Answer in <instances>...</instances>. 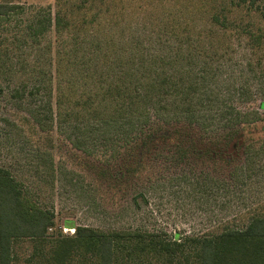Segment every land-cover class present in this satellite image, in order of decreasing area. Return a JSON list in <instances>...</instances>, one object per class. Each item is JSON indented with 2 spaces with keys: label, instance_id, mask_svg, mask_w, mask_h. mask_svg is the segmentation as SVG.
Instances as JSON below:
<instances>
[{
  "label": "rangeland",
  "instance_id": "1",
  "mask_svg": "<svg viewBox=\"0 0 264 264\" xmlns=\"http://www.w3.org/2000/svg\"><path fill=\"white\" fill-rule=\"evenodd\" d=\"M0 2L22 7L0 21V166L54 214L50 234L72 235L74 229L64 227L67 221L138 233L120 244L162 241L170 243L173 254L156 257L136 250L140 254L130 258L126 253L132 247L119 246L125 255L119 264H186L187 239L244 228L264 215V109L259 107L264 101V0ZM57 15L63 17L58 28ZM49 17L45 32L30 36L28 24ZM10 63L27 70L12 74L6 70ZM132 65L138 69L135 76L128 73ZM142 65L153 69L146 77L139 72ZM56 66L65 93L59 109L56 79L51 82ZM163 69L193 84L194 110L187 116L180 94L171 95L167 114L184 127L181 140L156 141L134 163L133 145L122 146L120 140L102 146V138L118 134L117 127L97 122L87 107L114 105L107 91L111 81L150 79ZM42 77H48L47 85ZM37 82L41 92L30 99L43 100V107L52 103L55 116L46 131L34 132L22 122L26 110L10 93L22 83L29 89ZM89 95L93 101L86 104ZM232 110L242 112L233 116ZM74 138L81 149L72 145ZM39 144L52 152L53 163L40 154ZM177 243L184 245L174 250ZM24 255H18L21 262Z\"/></svg>",
  "mask_w": 264,
  "mask_h": 264
},
{
  "label": "trees",
  "instance_id": "2",
  "mask_svg": "<svg viewBox=\"0 0 264 264\" xmlns=\"http://www.w3.org/2000/svg\"><path fill=\"white\" fill-rule=\"evenodd\" d=\"M21 10L20 4L0 2V21L9 20ZM51 20L50 17L34 19L28 24V28L32 30L29 33L30 36L35 37L37 34L44 33L46 26L51 24ZM62 20L63 17L56 16L57 28L63 24ZM166 59L168 58L165 56L164 61ZM150 67L149 65L140 67L139 72L143 77L153 70ZM132 69L133 72L128 71V73L135 76L138 69L136 70L133 65ZM6 70L13 74L22 73L27 69L25 65L17 68L10 63ZM59 72L58 66L55 67L53 75L51 72V82L53 83L56 79L54 81L56 109H59V105L62 104L61 94H65L58 85ZM153 72L150 79L144 80L137 76L134 81L126 78L119 82L111 81L107 87L110 95L114 96V105L111 108L99 110V107L93 106L94 102L92 103L90 95L84 101L86 104L92 103L87 108L93 109L94 120L105 126L115 124L117 127L118 134L109 135L106 140L105 137L102 138L104 141L102 146L108 147L120 140L122 146L133 145L130 149H135V154L130 160L134 163H138L145 156L144 152L148 149V145L156 141L181 140L180 131H184V127L173 123L167 114L170 96L180 94L179 105L188 112L187 116L193 113L194 109L191 106L196 101L192 96L195 87L191 82L186 85L183 79L173 78L171 71H164V69L158 74H156L158 71ZM43 74L47 75L46 72ZM42 80L45 82L44 85L48 84V77H42ZM137 80L142 83L139 85ZM39 84V82L34 83L27 89V84L22 83L10 93L12 98L21 102L16 105L26 110V114L21 115L22 122L34 132L46 131L48 126L53 125L55 116L52 103L48 102V106L43 107V100L34 103L30 99L37 97L41 92ZM43 88L47 89V87ZM51 92L52 86L51 89L49 88V95ZM225 106L226 110L230 109L227 104ZM259 107L264 109V101H260ZM233 112L234 110L230 114L236 116L242 111ZM56 113H59V110ZM229 118V116L226 117L228 123H231ZM176 120L179 123L180 119ZM34 137V134L30 136L33 142L36 141ZM71 142L74 147L82 148L80 139L74 138ZM36 146L41 151L40 154L45 155L53 163L52 152L46 150L43 145ZM108 156L110 158L113 154ZM126 168L130 170L129 167ZM120 172L119 176L123 177L124 171ZM54 227V214L30 197L27 189L9 168L0 166V264H119L120 261H125L122 257L125 255L120 253L122 254L120 256L118 252L119 246L124 250L132 247L127 249L126 253V257L130 258L133 254L135 256L140 254L135 253L136 250H148L156 254V257L165 256L164 252H168L166 256L173 254V251H170V243L162 241L146 242L141 239L130 247L120 244L124 237L141 236L138 233L125 235L117 231L105 232L67 221L64 227L74 229V233L67 235L61 230L57 236L50 234V230ZM178 237L179 234L176 233L175 241ZM185 242L190 245L186 264H264V215L253 217L244 228L227 229L220 234L187 239ZM193 244L194 246L191 247ZM183 245V243H177L174 250H179ZM19 253L23 255L27 253L24 257H28L21 262ZM179 264L182 263L179 262Z\"/></svg>",
  "mask_w": 264,
  "mask_h": 264
}]
</instances>
